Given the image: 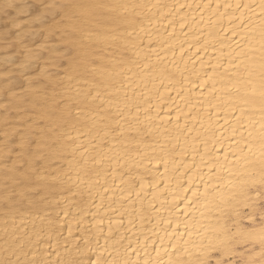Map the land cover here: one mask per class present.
I'll return each mask as SVG.
<instances>
[{"label":"bare ground","instance_id":"bare-ground-1","mask_svg":"<svg viewBox=\"0 0 264 264\" xmlns=\"http://www.w3.org/2000/svg\"><path fill=\"white\" fill-rule=\"evenodd\" d=\"M42 2L0 0V259L12 249L48 264H223L244 242L243 260L259 259L261 225L246 213L261 191L249 161L260 157L262 116L244 101L259 83L260 0H103L125 7L91 10L99 35L47 66L40 88L51 85L57 118L30 87L46 67L28 63L44 43ZM41 121L55 147L37 162L20 145L29 130L44 134ZM36 169L40 196L21 195L15 178Z\"/></svg>","mask_w":264,"mask_h":264},{"label":"snow or ice","instance_id":"snow-or-ice-1","mask_svg":"<svg viewBox=\"0 0 264 264\" xmlns=\"http://www.w3.org/2000/svg\"><path fill=\"white\" fill-rule=\"evenodd\" d=\"M262 10V15H264V0H260L258 5ZM11 7V5H9ZM19 7V6H17ZM32 7V5H29ZM120 7L123 8L125 5H106L103 0H95L91 5H84L78 2V0H67V3H58L56 0L49 2V0H43V2L36 6V11L40 14L35 17V22L37 27L42 23L44 25L40 31V37L44 43L35 50L30 51L28 63H31V59L35 58L38 60L45 61V71L43 73L38 72L37 79L30 83V87L35 90V95L43 98V103L47 106L49 103L55 105V110L51 111L49 115L52 118L58 117V112L61 111L60 102L56 101L54 97L47 95V88L51 85H46L45 89H41L40 85L44 84L48 80L51 73L47 71V66L51 65L52 67L57 66L56 61L60 60L61 63H66L68 58L73 57V54L76 52L77 48L82 49L83 43L87 40L92 39L93 36L99 35L97 30L92 27L93 24L98 23L95 20H89L88 17L91 14L93 9H111ZM231 7V5H228ZM236 7L239 9L241 7H250V5H240L237 4ZM43 9V11H41ZM71 13V15H68ZM75 19L79 23H74L69 26L68 21L70 19ZM83 25V27H81ZM17 29H27L28 25H16ZM261 56L259 60V83L258 87H253L250 90L249 96L245 99L246 104H251L253 107L256 105L259 106V111L262 116L261 123V137H260V157L258 160L249 161L250 164L258 166L259 174L261 176V191L258 195L261 197V202L258 209L253 205V210L247 212L246 215L250 220L255 222L259 221L261 225L260 234H259V245H260V257L256 260H241L237 261L236 264H264V27H262L261 34ZM70 42L72 46H69ZM56 44L58 47H51L50 45ZM81 57L78 55L77 59ZM95 63V61H93ZM249 83H251V76L249 77ZM39 103V101H38ZM71 111L66 108L62 110V115L59 118L63 119L64 117L71 116ZM40 129L44 131L42 135L41 131L32 132L29 130L27 133H23L24 139L21 142L20 148L22 151H26L29 157H32L37 162L40 158H47L44 150L46 148L55 147V142L51 145L48 143L49 137L47 132L50 129H47L43 124V121L38 125ZM27 159L24 160V166H27ZM19 171L23 172L24 168L20 167ZM39 175V170H35V175L33 172H26L22 177L15 178L17 185L25 189L21 195L31 198L34 196H40V180L36 179V176ZM16 195V193H13ZM8 197H4V202H7ZM228 205L225 203L224 211L225 216L228 219H232V212L228 210ZM103 221H101V224ZM102 232L103 229L99 228ZM251 234V233H250ZM16 247L22 249L23 244L19 240L16 241ZM159 255V252L157 253ZM24 255L29 256L28 259H21L20 255L13 251L12 249H5L4 256L0 259V264H48L42 257V253H24ZM56 264H61L60 261H56ZM65 264H74V262H65ZM95 264H141L140 260L131 261V260H107L102 258H97ZM143 264H150L148 260H144ZM158 264V262H157ZM169 264H208L207 261L201 259L199 256L194 257L190 260L185 261H170ZM217 264H220V261H217ZM223 264H232V261L225 260Z\"/></svg>","mask_w":264,"mask_h":264},{"label":"rangeland","instance_id":"rangeland-1","mask_svg":"<svg viewBox=\"0 0 264 264\" xmlns=\"http://www.w3.org/2000/svg\"><path fill=\"white\" fill-rule=\"evenodd\" d=\"M259 201V202H258ZM260 202H261V197H259L258 199H257V205H258V207H259V204H260ZM259 203V204H258ZM257 207V208H258ZM246 211L247 210H245V212H244V214L246 213ZM248 212V211H247ZM246 217V216H245ZM245 217L241 220L242 222H241V224L243 225V227H246V226H249L250 225V223L247 221V220H245ZM256 222V224H260V223H258L259 221L258 220H256L255 221ZM250 245H248V242H244V244L242 243V245H238L237 246V249H238V251H239V253H236L235 254V257H233L231 254L230 255H227V256H225V257H220V259H222L223 261H225V260H230V261H232V259H233V261H235V263L237 262V261H241V260H243L246 256H247V254H249L251 251V249H250V247H249ZM232 256V257H231ZM215 257H219V254H216L215 255Z\"/></svg>","mask_w":264,"mask_h":264}]
</instances>
